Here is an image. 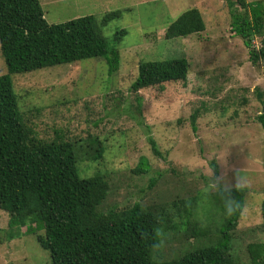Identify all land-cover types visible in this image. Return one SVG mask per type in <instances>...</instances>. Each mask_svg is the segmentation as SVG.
<instances>
[{
    "label": "rangeland",
    "instance_id": "obj_1",
    "mask_svg": "<svg viewBox=\"0 0 264 264\" xmlns=\"http://www.w3.org/2000/svg\"><path fill=\"white\" fill-rule=\"evenodd\" d=\"M38 1L48 24L89 15L99 22L106 13L120 11V18L101 31L108 41L118 31L125 34L116 45L119 68L111 76L99 58L12 76L19 112L35 138L71 142L79 177L99 176L108 183L98 212H120L138 203L169 218L161 230L170 241L154 259L178 258L216 244L224 220L216 218V202L204 198L201 178L211 174L212 161L218 173L229 177L244 169L250 194L246 192L230 245L235 260L248 264L247 245L263 241L264 128L257 117L264 114V60L250 61L248 49L232 31L227 0ZM245 1L264 7V0ZM189 9L200 12L204 31L166 40L167 27ZM252 47L263 48L264 35L254 38ZM168 59L186 60L184 79L130 89L140 62ZM4 74L0 54V76ZM193 113L195 132L189 119ZM151 139L159 155L152 152ZM141 157L148 160L149 171L136 175ZM188 200L189 218L184 211ZM202 215L209 218L205 229L196 222ZM8 219L0 209V264H51L36 241L43 232L24 235V228H8ZM195 228L205 235L194 236Z\"/></svg>",
    "mask_w": 264,
    "mask_h": 264
},
{
    "label": "trees",
    "instance_id": "obj_2",
    "mask_svg": "<svg viewBox=\"0 0 264 264\" xmlns=\"http://www.w3.org/2000/svg\"><path fill=\"white\" fill-rule=\"evenodd\" d=\"M227 8L232 31L248 49L250 61L256 64L264 60V47H252L254 38L264 35L262 4L227 0ZM120 16L121 12L115 11L106 13L99 22L89 15L48 24L38 0H0V54L6 67V74L0 76V209L9 215L7 227L24 228V235L42 231L36 241L49 253L51 264H241L232 256L230 243L246 193L237 197L241 201L238 212L220 225L216 244L178 258L154 259L148 250L151 237L169 218L161 219L138 203L120 212H98L108 183L99 176L80 178L71 142H41L23 122L12 76L93 58L103 59L111 76L119 68L116 45L125 31L116 32L108 41L101 29ZM204 29L200 12L189 9L167 27L164 38H182ZM187 71L185 59L143 61L130 89L138 92L181 80ZM189 119L195 132L196 113ZM257 121L264 128V114ZM150 146L154 155H159L152 139ZM101 153L100 148L97 157ZM211 167L218 173L213 161ZM148 171V160L141 157L133 172L144 175ZM153 185L150 181L149 188ZM191 201L184 206L187 218ZM261 218L263 241L247 245L248 264H264V201ZM196 229L194 236L205 235Z\"/></svg>",
    "mask_w": 264,
    "mask_h": 264
},
{
    "label": "clouds",
    "instance_id": "obj_3",
    "mask_svg": "<svg viewBox=\"0 0 264 264\" xmlns=\"http://www.w3.org/2000/svg\"><path fill=\"white\" fill-rule=\"evenodd\" d=\"M222 159V158H220ZM211 169V174L202 177L203 196L216 202V218L226 220L234 216L241 207V201L237 198L241 193L250 194V176L244 169H235L232 177L225 171L215 173ZM196 222L201 229L207 228L209 218L206 215L196 217ZM170 241V236L163 230L157 229L151 237L149 253H160L165 245Z\"/></svg>",
    "mask_w": 264,
    "mask_h": 264
}]
</instances>
